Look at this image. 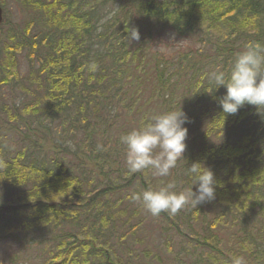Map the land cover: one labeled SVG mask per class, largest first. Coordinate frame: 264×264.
<instances>
[{
    "label": "trees",
    "instance_id": "obj_1",
    "mask_svg": "<svg viewBox=\"0 0 264 264\" xmlns=\"http://www.w3.org/2000/svg\"><path fill=\"white\" fill-rule=\"evenodd\" d=\"M17 1L34 16L21 29L10 28L0 43V113L8 122L0 129V160L7 165L0 168V239L24 236L40 251V264H131L122 240L135 223L125 215L122 188L135 179L145 187L146 180L133 174L125 184H98L64 140L84 130L94 155L84 152L100 164L93 133L107 125L103 112L141 98L149 76L139 46L145 41L141 19L181 37L200 35L204 49L210 47L208 53L184 51L169 69L157 61L151 94L162 113L181 106L185 127L195 132H188L184 159L177 162L186 188L195 179L187 169L195 163L201 171L210 168L218 182L215 200L195 207V215L220 204L219 220L231 224L241 247L251 246L257 264H264V114L246 104L225 115L219 99L226 88L214 90L210 80L217 67L230 69L247 43L264 44V0H120L108 16L103 12L114 0ZM0 5L1 29L8 18L5 0ZM132 27L139 41L125 38ZM25 51L30 70L23 75ZM14 87L28 99L11 101L5 89ZM11 132L21 137V147L12 146Z\"/></svg>",
    "mask_w": 264,
    "mask_h": 264
},
{
    "label": "rangeland",
    "instance_id": "obj_2",
    "mask_svg": "<svg viewBox=\"0 0 264 264\" xmlns=\"http://www.w3.org/2000/svg\"><path fill=\"white\" fill-rule=\"evenodd\" d=\"M114 1H108L111 2L108 4L110 7H106L103 15L108 16V12L116 8L120 2V0ZM121 1L126 4L128 2V0ZM5 3L8 19L0 29V43L4 37L6 38L10 28L12 30L21 29L24 22L34 16L32 11L20 5L17 0H5ZM112 4L114 6L111 7ZM132 13L139 16L136 12ZM138 22L141 23L142 31L140 33L142 39L145 40L144 43L140 41L139 44L144 50L143 57L146 61L143 69L149 76L142 83L141 98L138 97L137 100L128 102V106L122 100L109 105L103 112V117L107 116L105 119L107 125L100 126L99 130H96L97 133L96 131L93 133L96 135V152L99 153L97 155L95 152V155L99 156L100 164L97 165L96 159L87 157L84 152L87 150L92 154L88 150L89 147L83 142L84 130L79 132L76 140L70 137L64 140L71 147L72 153H76L77 161L90 169L89 177L94 176L98 184L106 181L113 184H125L126 178L133 175L127 170L126 146L120 143V137L146 124L152 116L162 113L159 107L160 100L155 94H151L155 63L159 61L162 66L169 69V67L175 66V62L172 60L184 51L188 52L192 49L205 53L210 51V47L207 50L204 49V39L200 35L194 38L181 37L166 25L141 19ZM29 67L25 51L20 55V72L23 75L27 74L30 70ZM5 91L8 98L16 103L26 101L29 97L26 92L21 91V87L5 89ZM164 91L167 92L166 89ZM183 91V86L177 87L173 92L175 99ZM169 92L168 90L167 96H169ZM1 115L2 113H0V129L8 123L6 122L7 118L1 119ZM4 117H6L5 114ZM9 124L11 125V123ZM187 129L190 135L195 134L192 129ZM10 134L12 146L21 147V137L12 132ZM69 157H71L70 154ZM177 170L176 165L167 177L156 176L151 170L135 173L146 180V186L144 187L139 180L135 179L132 184L122 188V195L125 199L123 206L127 208L125 215L135 223L134 228H127L124 231L125 238L122 240V247L125 249V257H130L131 264H230L231 257L242 256L246 264H257L258 253H254L251 246L241 247L231 224L219 220L220 204L214 207L209 204L210 208L202 206L204 210L201 207L198 212H202L203 215H195V207L192 209L194 213L189 208L191 205H188L175 215L162 212L159 216L153 217L140 202L132 199L133 194L141 189L158 188L169 181H175L178 192L187 189L183 177ZM136 227L137 230H135ZM260 242L264 246V237L260 239ZM26 243L27 240L24 236L0 239V264H40V251L31 246L28 247Z\"/></svg>",
    "mask_w": 264,
    "mask_h": 264
},
{
    "label": "clouds",
    "instance_id": "obj_3",
    "mask_svg": "<svg viewBox=\"0 0 264 264\" xmlns=\"http://www.w3.org/2000/svg\"><path fill=\"white\" fill-rule=\"evenodd\" d=\"M125 38L130 42L139 41V30L135 27L127 29ZM210 80L215 84L214 90L221 86L226 88V93L219 99L225 115H235L246 104L255 106L258 114H264V44L247 43L231 68L217 67L210 73ZM186 123L187 114L180 106L178 110L154 115L146 124L121 135L120 143L126 146L128 172L135 174L151 170L156 176H169L177 162L184 159L188 135ZM198 165L195 163L187 169L195 178L190 188L178 192L175 181H169L158 188L141 189L133 194L132 199L140 202L153 217L162 212L175 215L188 205L197 208L215 200L218 185L215 174L207 167L201 171ZM6 166V162L0 160V168ZM230 264H246V261L242 256H233Z\"/></svg>",
    "mask_w": 264,
    "mask_h": 264
},
{
    "label": "water",
    "instance_id": "obj_4",
    "mask_svg": "<svg viewBox=\"0 0 264 264\" xmlns=\"http://www.w3.org/2000/svg\"><path fill=\"white\" fill-rule=\"evenodd\" d=\"M4 22V8L0 5V26Z\"/></svg>",
    "mask_w": 264,
    "mask_h": 264
}]
</instances>
